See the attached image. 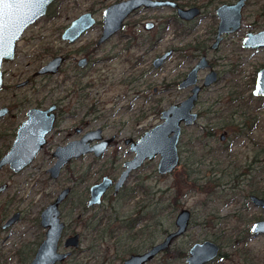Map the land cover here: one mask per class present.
Wrapping results in <instances>:
<instances>
[{"label": "rangeland", "instance_id": "374dc122", "mask_svg": "<svg viewBox=\"0 0 264 264\" xmlns=\"http://www.w3.org/2000/svg\"><path fill=\"white\" fill-rule=\"evenodd\" d=\"M120 1L126 0H56L46 16L30 26L18 43L17 58L9 66L11 76L7 79V86L12 90L17 82L33 77L43 64L58 55L78 52V57L86 54L92 62L97 61L81 82H89L92 87L87 90L90 93L88 99L77 105L80 107L77 114L83 128H86L84 131L100 128L105 138H115V146L94 166L91 158L86 157L63 170L57 180L51 181L45 170L52 163L51 155L56 146L62 141L59 129L62 131L64 125L59 123L58 131L50 136L49 146L29 168L18 175L9 170L0 174V185L8 186L7 191L0 195V206L15 196V206L25 211L11 231L0 233V251L7 254L6 260L1 258L0 263L19 264L15 255L17 251L31 249L40 236L39 213L65 187L73 188L71 197L61 210L66 234L80 233L85 230L87 218L96 215L97 220L102 216L103 211L86 213L77 206L85 189L79 178L92 165L93 170L89 173L92 176L86 182L89 187L100 178L102 171H110L114 166L120 168L130 158L126 155L128 148L122 142L127 138L137 140L160 123L162 111L189 95V89L178 90L177 84L203 55L218 79L203 89L199 96L194 108L198 121L182 131L178 146L179 168L169 175L159 176L156 172L158 157L142 166V185L147 188V196L142 194V205L158 204L155 220L142 222V253L174 230L176 215L185 209L191 214L186 234L173 242L169 253L157 256L148 264H183L184 258L177 261L172 258L203 241L218 244L220 253L225 255V258H216L211 264H263L264 236L251 235L249 228L254 222L264 220V210L254 207L248 197L255 192L254 196L264 199V99L252 94L256 73L264 67V49H245L242 41L248 33L264 31V0L246 2L241 28L225 36L216 51L210 49L218 25L215 11L219 6L236 0H176L182 7L195 6L201 10L200 16L191 23L178 20L174 10L169 8L142 9L126 22L122 32L97 48L102 12ZM86 13L96 20L95 27L72 48H66L61 34L73 20ZM145 23H152L154 28L145 31ZM160 34L163 38L157 40ZM169 51L171 57L154 69L153 61ZM207 73L205 70L198 74L200 84ZM64 76V72L49 78L35 75L34 91L57 101L65 92ZM12 92L10 90L9 95ZM26 92L28 89L13 93L20 96ZM243 112L254 116L258 113V125L248 139L233 140L229 128L223 126L231 119L234 124L241 123ZM4 122L0 123V133L7 127L13 128L12 121ZM209 133L214 134L209 136ZM221 135L225 137L223 142L220 141ZM8 141L5 135L3 140L0 139L1 154L8 151ZM256 154L260 156L259 163L252 165L253 180L247 178L237 188L233 187L231 178L241 174L243 167L251 164ZM111 158L115 159V164ZM212 170L218 174L215 177L219 179V186L213 189L214 194L209 195L211 188H208L207 179L214 175L210 174ZM188 173L190 178L187 179ZM140 175L136 172L128 181V189L136 187L141 181ZM196 178H202V181L193 187L191 180ZM198 187H202L201 191ZM138 199L139 194H136L119 208L117 217H127L139 209ZM150 213L152 215L154 211ZM81 214L82 219L77 220ZM119 233L124 232L118 231L117 235ZM95 236L88 234L79 250L64 264H121L129 253L140 249L137 240L116 246V241L108 240L106 235L103 238ZM237 239L242 240V244L234 245Z\"/></svg>", "mask_w": 264, "mask_h": 264}, {"label": "water", "instance_id": "95a60500", "mask_svg": "<svg viewBox=\"0 0 264 264\" xmlns=\"http://www.w3.org/2000/svg\"><path fill=\"white\" fill-rule=\"evenodd\" d=\"M56 0H35L32 4L16 5L6 3L3 6V20L0 21V89L2 85V64L10 62L15 56V47L17 41L23 35L24 31L45 17L49 7ZM248 0H236L232 4H223L219 6L215 15L218 19L216 35L211 50L216 51L227 35L236 33L241 28L242 10ZM145 9L171 8L176 10V16L189 22L199 16L198 8L182 9L177 3L170 0H126L107 7L102 12V36L99 44L107 40L122 28V23L134 11ZM95 19L91 14L86 13L73 20L64 32L62 39L70 43L77 40L84 32L92 28ZM145 30L153 28L152 23L145 25ZM245 49L264 48V31L253 34L248 33L242 41ZM171 52L163 54L152 63L154 69L161 67L170 57ZM62 59L55 57L44 65L38 75H55L58 73ZM208 70L201 84L198 74ZM217 73L211 68L205 56L191 68L185 78L177 85L178 90L190 89L189 96L183 101L170 106L161 112L160 123L152 129L146 131L142 137L133 141L127 139L126 145H129V152L134 156L124 164V172L115 185L117 190L126 180L132 170L137 169L141 164L159 158L156 166V172L159 176L173 173L180 165V156L178 152L179 141L184 128L192 127L198 121V114L194 111L198 102L200 93L216 83ZM255 97H264V68L256 76L254 88L252 91ZM54 107L46 111L31 110L28 112V119L21 125L17 137L10 150L0 160V169L8 166L9 169L18 173L29 166L36 155L42 150L46 143V136L53 130L55 124ZM3 114V113H2ZM1 115V114H0ZM221 141L224 135L220 136ZM113 138L103 139L101 130L89 132L79 141L70 142L65 146L58 147L53 153L55 163L48 170L51 179L58 178L60 171L71 161L80 158L86 154L92 153L95 157H100L112 142ZM95 141L97 144L91 146ZM112 181L103 178L101 182L95 184L90 189L91 204H99L101 197L111 186ZM5 186L2 187L4 189ZM70 190H63L52 204L40 214V225L46 229L45 240L39 246L31 264H57L64 262L70 252L58 253V242L61 238L64 225L60 221L59 206L68 196ZM250 203L264 210V199L257 196H249ZM16 217L8 224L15 222ZM191 214L183 209L179 211L174 220V230L170 232L160 243L153 245L142 255L131 256L123 264H148L159 254L165 252L171 247V244L178 238L184 236L189 228ZM249 233L253 236H264V220L254 222L249 228ZM79 247L78 237L74 236L67 239L64 243V249H77ZM220 254L219 246L211 241H203L193 244L188 251L186 264H208L214 261Z\"/></svg>", "mask_w": 264, "mask_h": 264}, {"label": "flooded vegetation", "instance_id": "af4514ba", "mask_svg": "<svg viewBox=\"0 0 264 264\" xmlns=\"http://www.w3.org/2000/svg\"><path fill=\"white\" fill-rule=\"evenodd\" d=\"M170 1H173V2L177 3L178 7L182 8V9L198 8V7H195V6H192V7H182V6H180L178 4V2L176 0H170ZM120 2H122V1H120ZM120 2L113 3L112 5L117 4V3H120ZM142 9H145V8H140V9L134 11L131 15H129L128 18L126 20H124V22L122 23V28L118 32H116L114 35H112L111 37H109L107 40H105L104 42H102V43L99 44V41H100L101 36H102V33H103V30H102L103 24H102L101 25V34H100V37L98 38V40L96 42V47L97 48L101 47L102 45H104L105 43H107L108 41H110L111 39H113L115 36H117L120 32H122L124 26L126 25V22L130 18L135 17L136 14L139 13V11H141ZM159 9H163V8H159ZM169 9H171V8H169ZM146 10H154V9H146ZM172 10H174L175 15H176V10L175 9H172ZM199 11H200L199 16H200L201 10L199 9ZM196 18H194L193 20H195ZM177 19L180 20L178 17H177ZM193 20H191V21H193ZM180 21L181 22H184V23H191V21H189V22L182 21V20H180ZM146 24L147 23L144 24V27H145ZM95 25H96V20H95V24H94V26L92 28H94ZM92 28H90L89 30H87L86 32H84L77 40H75L72 43H70L68 40H63L62 39V36H63L64 32L67 29L66 28L63 31V33L61 34V40L65 44L66 48H72V46H74L75 44H77L87 33H89L92 30ZM153 28H154V25H153ZM26 30L24 31L23 35L20 37V39L16 43L14 59L12 61H10V62L3 63L2 64V68H1V72H2V85H1V89H0V114H1L0 115V123L2 122V124H3V123H6L4 121H7L8 122L10 120V122L12 121L14 123V125H13V128L12 127H7V129L5 130V132L2 131L0 133V139L3 140L4 139V135L6 136V138L9 140L8 141V143L10 145V147L8 149V151H9L10 148H11V146H12V144H13V142L15 141V139L17 137L18 130L20 129L21 125L28 119V112L31 111V110L46 111L50 107H54L55 109H54V112L53 113L55 114L56 120H55V124H54L53 130L45 138L46 143H45L44 147L36 155V157L34 158L33 162L29 166L25 167L23 170H21L18 173H14V172H12L9 169L8 166H4V167H2L0 169V174L3 171H5V170H9L13 174L18 175V174H21L23 171H25L27 168H29L34 163V161L36 160V158L38 157V155H40V153L43 151V149L46 148L47 146H49V144H50L49 143L50 136L54 132L58 131L57 130V127H58L59 123H63L64 129L62 131H61V129H59L60 130L59 133L61 134L62 141H61V144L60 145H57L56 146V149L58 147L65 146V145H67L70 142L79 141V140H81L84 137L85 134H87L89 132H92V131H95L97 129H100V128H97V129H94V130L92 129V130L84 131V129H86V128H83L84 127L83 126L84 124L81 122V118L78 117L80 107L79 106L77 107V105L79 104V102L81 104V102H83V101H85V100L88 99V96L90 95V93H88L87 90L88 89H91V87H92L89 84V82H86L84 84H82L81 82H82L83 78L85 77L86 73L89 70H91L93 67H95V64L97 62V61H93L92 62V59L90 58L89 55L83 54V56H79L78 57L77 56L79 54L78 52H77V54L76 53L73 54V53L67 52V53H64L62 55L56 56V57H60L62 59V62H61V65H60V68H59L57 74H63V72L65 73L64 79L62 81V84L65 85V89H64L65 92L63 93V91H62L63 94H62V96L57 101L56 100H51L50 96H48V95H45L44 97H42V95L40 94V92H38L36 90L34 91V88H33V85H34V76L35 75L36 76H40L42 78H49L50 76L53 77V76L57 75V74H55V75H50V74L38 75L37 74L39 72V70L44 65H46L47 62L45 64H43L36 71V74L33 75V77H26L24 80H21V81L17 82L14 85V89L15 90L28 89V92H26L25 94H21L20 96L19 95H16V94L13 93L15 90L14 89L12 90L11 87H8L7 86V79L11 76V73H10V70H9V66H11V64H13L15 62V59L17 58L16 55H17V50H18V43L23 40L24 34H25ZM144 30H145V28H144ZM151 30H149V31H151ZM149 31H147V32H149ZM215 35H216V33H215ZM157 40H160V39H157ZM214 40H215V38H214ZM210 49H211V46H210ZM262 49H264V48H262ZM171 55H172V53H171ZM171 55H170V57H171ZM201 57H203V55L200 56L199 59ZM52 59H54V57ZM209 65L211 66L210 63H209ZM211 68L213 69L212 66H211ZM263 68L264 67L260 68L257 71V73L261 69H263ZM187 73L178 82V84L185 78V76L187 75ZM257 73H256V76H257ZM256 76H255V79H254V83H255V80H256ZM15 77L17 78V76H15ZM29 88H30V91L31 92H29ZM10 90L13 91V92L10 93V95H9V91ZM186 90H188V89H186ZM189 94H190V89H189ZM257 98L264 99V97H257ZM4 125L5 126H8L6 124H4ZM101 136H102L103 139H108V138H105L103 136L102 130H101ZM140 137H142V135ZM111 138H113L112 142L110 143V145L107 147L106 151L100 157H95L92 153H90V154H86L84 156H81L78 159L71 160L60 171V174H59L58 178L61 176L63 170L68 169L73 163L78 162V161H80V160H82V159H84L86 157H90L91 158V160H92L91 163H92L93 166L98 161H101L105 157V155L109 152V149H111L112 147L115 146V143H114V139L115 138L114 137H111ZM127 139H131V138H127ZM127 139H125L122 142V144L125 147L128 148V152H127L126 155H129L130 156V158L127 160V161H129V160H131L133 158L134 155L129 152V145H126L125 144V141ZM132 140L133 141H136L134 139H132ZM224 140H225V137H224ZM220 141H221V138H220ZM95 144H97V142L93 141L90 145L93 146ZM7 152H5L4 154H1L0 153V160L7 154ZM53 153L51 155V161H52V163L45 170V175H48V178L51 181H55V180L58 179V178L51 179L50 178V174L48 173V170L55 163V158L53 157ZM117 156H118V154H117ZM114 161H115V159L111 158L112 164H115ZM127 161L123 162L121 164V167L120 168L114 166L112 169H110V171L109 170L102 171L101 174H100V178L96 182H94L93 184H91L89 187L86 185V182H87V179L89 178V176H92V174L89 175V173H91V171L93 170V169H91L92 168V165L88 168V171L86 172V174L85 175H82L79 178V180L82 181L80 185H82V186L84 185L85 186V189H83L82 194L79 196V199H78V202H77V206L79 207V209L82 212H86V213L89 212V211H95V210L103 211L102 216L100 218H98L97 220H96V215H93V216H91V217H89V218L86 219V221H85V228H84L85 230L84 231H82L80 233L66 234V228L67 227L65 225V222H63V220H62V211H61L62 210V207L66 205V202L71 197L73 188H71V187H65L47 205V206H49L50 204H52L54 202V200L57 198V196L63 190H65V189H69L70 190L68 196L65 198V200L59 206V212H60L59 218H60V221L62 222V224L64 225V228H63V231H62L61 238H60V240L58 242V253L63 254V253L70 252L71 254H70V256L64 262L57 263V264H64L65 262H67L68 259L73 255V253L75 251L79 250L80 245H81V242L83 241V239L88 234L96 235L95 236L96 238H103L102 236L103 235H106L108 240H111L112 239V240H115L116 241V242H114V243H116V246L122 245V243L135 242L137 240L139 242L140 249L137 250V251H135V252L129 253L128 254V257H126V258L124 257V259H122L121 264H123L124 261H126L127 259H129L131 256L142 255V166L144 164L143 165L141 164L137 169L132 170L129 173V175L126 178V180L124 181V183L117 190H115V185H116L117 181L119 180V178L121 177L122 173L124 172V170H125L124 164ZM136 172H139L141 174L140 175L141 176L140 177L141 178V181L138 182V184L136 185V187H134L132 189H128V186H127L128 181L135 175ZM95 175H97V174H95ZM105 177L108 178V179H110L112 181L111 186L105 192V194L101 197V202L99 204H94V205L91 204V205H89V201L91 199L90 198V189L95 184H98L99 182H101L102 179L105 178ZM3 186H5L4 189H2ZM7 189H8L7 184L0 185V195H2L5 191H7ZM138 190H139V193H138ZM136 194L137 195L139 194V199H138V202L139 203H137L139 205V209H137L136 211H134V213L127 215V217H123L121 219H119L118 217L116 219L115 218L116 216H114V218L109 217L112 214H114V215L117 214L118 213V209L119 208L121 209V207L125 206V204L127 202H129L132 198H134V196ZM11 199L12 200L11 201L10 200L7 201L4 206L3 205L0 206V233L1 234L7 233V232L11 231L13 229V227L17 223H19V221L23 218L24 213H25V211H21L19 208H17L15 206L17 204V202L15 200L16 197L15 196H12ZM123 200H124V202H122ZM47 206L45 208H43L41 210V212L39 213V215H38L37 224L41 228L40 236L37 238L38 240L34 242V244H33V246H32L31 249H29V250H18L17 251V254H15L16 257H17V259H18V261H19V264H25V262L27 264H31V262L34 259L35 254H36L39 246L45 240L46 229L42 228L41 225H40V214L42 213V211L44 209L47 208ZM106 214H110V215L108 217H106ZM14 217H16L15 218L16 219L15 222H13V223L10 222V224H8L9 221L12 220ZM79 219H82V214L77 217V220H79ZM90 220H93V222H96V223L99 222V220H101L100 226L97 228V230H91L90 228H88L87 224H88V222ZM103 223H104V225H103ZM118 231H123L124 233H119L117 235ZM172 231H170V232H172ZM170 232H168L165 235V237ZM74 236H77L78 237L79 247L77 249H71V248L70 249H67V250L64 249V243H65V241L67 239L71 238V237H74ZM125 237H126V240H124ZM172 244H171V246H172ZM123 245H126V244H123ZM219 248H220V246H219ZM169 249H167V250H169ZM189 249H190V247H189ZM189 249H188V251H189ZM188 251H187L186 257L184 258L183 264H186V259L188 258ZM220 251H221V248H220ZM163 253H161V254H163ZM161 254H159V255H161ZM6 256H7V254H2L1 251H0V259L3 258V259L6 260ZM177 256L178 255H176V258H177ZM211 263H213V261L210 262V263H208V264H211ZM0 264H4V262H2Z\"/></svg>", "mask_w": 264, "mask_h": 264}, {"label": "trees", "instance_id": "16d2710c", "mask_svg": "<svg viewBox=\"0 0 264 264\" xmlns=\"http://www.w3.org/2000/svg\"><path fill=\"white\" fill-rule=\"evenodd\" d=\"M161 38H163V34H160V35L157 36V39H161ZM197 50L200 51V49H197ZM252 98H253V96H251V99ZM257 114L254 116V115H251V114H248L247 115V113L243 112L242 115H241V117H240L242 119L241 123L234 124V122L231 121L232 120L231 119L229 122H227L223 126V128L224 127L227 128V129L229 128L230 133H231V139H233V140L234 139H240V138H245V139L247 138L248 139L250 137V135L253 134V132L255 131L256 126L258 125L259 118H258V115ZM212 134H214V133H209V136L212 135ZM260 153H262V152H260ZM259 156H260V154H256L253 157L251 164L246 165L245 167H243V171H242L241 174H237V175L235 174L231 178L232 181H233V183H234L233 184V187L237 188V186L239 185V183L246 182L247 181V178H249L248 179L249 181H252L253 180L252 170H251L253 168L252 165H254L256 163H259V161H258ZM210 174H214V175H212L211 179H207L208 180V182H207L208 183V188L209 189L211 188V191L208 192V194L209 195H212V194L215 193V190H213V189L215 187L218 188V186H219V179L215 177V176L218 175L216 171L212 170V171H210ZM188 178H190V174L189 173L187 174V179ZM240 178H241V180H239ZM199 180L202 181V178L201 179L198 178V180H197V178L196 179H192L191 180L192 186L193 187H197V184L200 182ZM178 184H179V181H178ZM251 184L252 183H250V185ZM235 188H233V189H235ZM201 189H202V187H198V190L199 191H201ZM146 192H147V188L142 185V194H144L145 196H147ZM254 194H256V193L255 192H251V195L254 196ZM248 200H249V197H248ZM122 202H124V200ZM228 202H230V201H228ZM157 208H158V204L157 203L155 205H153V206L150 205V204L142 205V222L143 221H146V220H155ZM152 211H154V214L151 215L150 212H152ZM115 216H116L115 218L117 219V214H115ZM92 222H93V220H90L88 222V224H87L88 228H90L91 230H97V228L100 226L101 220H99V222H97V223L96 222H93L92 223ZM242 242H243L242 240L239 241L237 239L234 242V245H237V244H240V243L242 244ZM169 252H170V249L167 250L164 253L166 254V253H169ZM186 254H187V252L186 253L179 252L177 254L178 255L177 258L176 257L175 258L173 257L172 260L173 261L174 260L175 261L182 260L183 258L186 257ZM224 256H225L224 254L222 255L220 253L217 258H220L221 257L223 259V258H225ZM25 264H27V263L25 262Z\"/></svg>", "mask_w": 264, "mask_h": 264}, {"label": "snow or ice", "instance_id": "6c2138e0", "mask_svg": "<svg viewBox=\"0 0 264 264\" xmlns=\"http://www.w3.org/2000/svg\"><path fill=\"white\" fill-rule=\"evenodd\" d=\"M35 0H0V21L3 20V6L6 3L16 4V5H26V4H32ZM2 26V25H0Z\"/></svg>", "mask_w": 264, "mask_h": 264}]
</instances>
